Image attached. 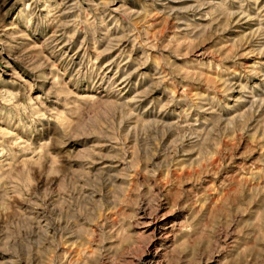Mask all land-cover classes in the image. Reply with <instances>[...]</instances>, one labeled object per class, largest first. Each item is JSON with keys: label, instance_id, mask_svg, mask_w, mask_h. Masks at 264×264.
<instances>
[{"label": "rangeland", "instance_id": "obj_1", "mask_svg": "<svg viewBox=\"0 0 264 264\" xmlns=\"http://www.w3.org/2000/svg\"><path fill=\"white\" fill-rule=\"evenodd\" d=\"M0 264H264V0H0Z\"/></svg>", "mask_w": 264, "mask_h": 264}]
</instances>
